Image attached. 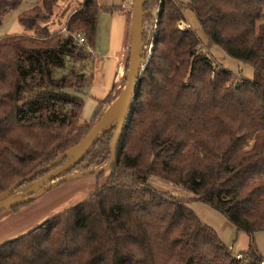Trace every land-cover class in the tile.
Masks as SVG:
<instances>
[{
	"label": "trees",
	"instance_id": "16d2710c",
	"mask_svg": "<svg viewBox=\"0 0 264 264\" xmlns=\"http://www.w3.org/2000/svg\"><path fill=\"white\" fill-rule=\"evenodd\" d=\"M57 2L40 0L19 14L38 38L0 39V195L78 145L99 119L98 107L90 127L78 122L85 107L82 70L97 44L101 6L84 0L69 15L67 32L51 34L47 21ZM21 3L0 0V24ZM187 9L208 46L251 65L254 79L217 67L199 51L196 32L177 25ZM263 19L264 0H148L142 38L145 47L154 46L146 63L143 54L145 68L106 182L0 245V264H262L254 242L235 252L189 204L205 202L248 235L264 230ZM115 131H106L67 173L108 164ZM152 177L193 196L159 189Z\"/></svg>",
	"mask_w": 264,
	"mask_h": 264
},
{
	"label": "rangeland",
	"instance_id": "374dc122",
	"mask_svg": "<svg viewBox=\"0 0 264 264\" xmlns=\"http://www.w3.org/2000/svg\"><path fill=\"white\" fill-rule=\"evenodd\" d=\"M83 1L58 0L53 6V14L47 21L48 31L51 34L67 32L66 26L69 15L78 9ZM178 1L187 3L189 0ZM38 2L40 0H22L21 5L17 9L6 14L0 24V39L15 34H27L32 35L33 38H38L35 32L26 30L18 20V16L23 10L32 7ZM98 3L101 6V12L99 16L97 44L94 49H91V55L89 59L85 60V68L82 70L86 84L84 93L82 94L85 98V107L78 121L79 124L89 127L94 121L92 117L95 110L99 107V114L96 116L98 119L110 111V108L115 105L125 89L129 65L130 35L127 39L128 45L124 49L118 51L119 49L115 48V46L120 45V33H123L128 24L131 23L134 0H98ZM111 7H117L118 9L113 10V12L107 10ZM158 13L157 10L156 15ZM182 21L187 25L189 24L191 26L190 29H193L199 37V51L208 53L214 63L217 64V67L222 66L241 78L254 79V69L251 65L233 58L219 46H208L207 38L194 11L190 9L185 10V19L179 20L177 23L178 27ZM262 22H264V19ZM150 44H148V47ZM142 45L143 49L148 48L145 47L144 42ZM112 71L114 72L112 73ZM114 126L116 124L112 127ZM66 174H68L67 170L57 175L55 179ZM42 177L34 180L30 185L16 190L13 195L25 192L36 186ZM107 178L108 173L106 172L73 178L45 190L29 202L11 209L1 210L0 245L30 232L34 228L47 223L52 218L87 200L98 186L106 182ZM150 183L159 189L170 191L176 195L183 197L193 196L192 192L184 187L161 180L158 177H152ZM189 206L235 252L247 249L249 244L254 242L264 258V230L257 231L251 236L244 231L238 230L237 226L224 213L201 200H193Z\"/></svg>",
	"mask_w": 264,
	"mask_h": 264
},
{
	"label": "water",
	"instance_id": "95a60500",
	"mask_svg": "<svg viewBox=\"0 0 264 264\" xmlns=\"http://www.w3.org/2000/svg\"><path fill=\"white\" fill-rule=\"evenodd\" d=\"M148 0H134L133 10L131 16V41L129 51V65L126 77V86L123 93L118 98V109L115 113L111 111L103 114L98 121L91 128L86 137L76 146L66 151L61 157L52 162L51 164L40 167L33 173L26 177L19 179L9 189L0 195V211L11 209L26 202H29L38 197L45 190L60 184L61 182L82 177L89 174H101L113 167L116 162V149L123 132V129L129 119L132 111L134 97L136 95V89L138 81L141 78V74L144 71L143 68V38H142V26L143 17L145 13V5ZM84 75L82 74V77ZM114 124H116V131L114 132L112 142L110 145L111 160L108 164L101 168H92L84 171H78L68 173L55 179V177L61 174L63 171L71 168L85 153L86 151ZM83 148V151L79 156H76L78 150ZM66 158H71L66 161ZM48 171L45 176L41 178L36 186H33L29 190L13 195V193L19 188V186L27 181L31 180L40 173ZM52 180V181H51Z\"/></svg>",
	"mask_w": 264,
	"mask_h": 264
},
{
	"label": "crops",
	"instance_id": "0c3cea01",
	"mask_svg": "<svg viewBox=\"0 0 264 264\" xmlns=\"http://www.w3.org/2000/svg\"><path fill=\"white\" fill-rule=\"evenodd\" d=\"M125 5V4H124ZM127 29V30H126ZM125 29V31L122 33H120V42L118 46H115V48L119 49L118 51H120L121 49H124L127 45H128V37L130 35L131 37V23L128 24L127 28ZM131 40V39H130ZM119 47V48H118ZM116 50V49H114ZM115 71V69H114ZM112 71V73L114 72ZM109 79V78H108ZM110 80V79H109ZM99 87V86H98ZM242 251V250H241Z\"/></svg>",
	"mask_w": 264,
	"mask_h": 264
},
{
	"label": "built area",
	"instance_id": "2783aa9c",
	"mask_svg": "<svg viewBox=\"0 0 264 264\" xmlns=\"http://www.w3.org/2000/svg\"><path fill=\"white\" fill-rule=\"evenodd\" d=\"M158 12H159V11H158ZM190 27H191V26H190L189 24L187 25V24L184 23L183 21L179 24V28H181V29H184V28L187 29V28H190ZM78 38H79V41H80V42H83V41H84V38H83L81 35H78ZM149 47H150V48H149ZM149 47L144 49V52H145V53L147 52L145 63L148 62V60H149L150 57H151L153 44H150ZM143 68H145V64H143Z\"/></svg>",
	"mask_w": 264,
	"mask_h": 264
},
{
	"label": "bare ground",
	"instance_id": "6f19581e",
	"mask_svg": "<svg viewBox=\"0 0 264 264\" xmlns=\"http://www.w3.org/2000/svg\"><path fill=\"white\" fill-rule=\"evenodd\" d=\"M120 75H121V74H120ZM121 76H122V75H121ZM117 109H118V101L115 103V105H114L112 108H110V111H111L112 113H115V111H117ZM82 151H83V148H80V149L78 150L76 156H79L80 153H81Z\"/></svg>",
	"mask_w": 264,
	"mask_h": 264
}]
</instances>
